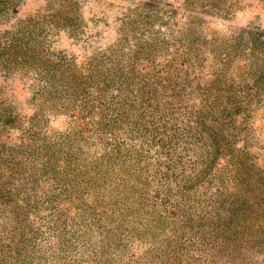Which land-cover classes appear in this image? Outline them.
Here are the masks:
<instances>
[{
	"label": "rangeland",
	"instance_id": "rangeland-1",
	"mask_svg": "<svg viewBox=\"0 0 264 264\" xmlns=\"http://www.w3.org/2000/svg\"><path fill=\"white\" fill-rule=\"evenodd\" d=\"M0 264H105V0H0ZM106 264H264V0H106Z\"/></svg>",
	"mask_w": 264,
	"mask_h": 264
}]
</instances>
